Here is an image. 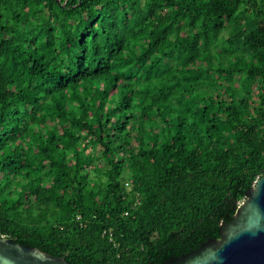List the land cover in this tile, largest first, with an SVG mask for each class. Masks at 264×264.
Instances as JSON below:
<instances>
[{"label":"trees","instance_id":"1","mask_svg":"<svg viewBox=\"0 0 264 264\" xmlns=\"http://www.w3.org/2000/svg\"><path fill=\"white\" fill-rule=\"evenodd\" d=\"M263 174L264 0H0V236L163 264Z\"/></svg>","mask_w":264,"mask_h":264},{"label":"water","instance_id":"2","mask_svg":"<svg viewBox=\"0 0 264 264\" xmlns=\"http://www.w3.org/2000/svg\"><path fill=\"white\" fill-rule=\"evenodd\" d=\"M0 264L70 263L63 256L0 236ZM163 264H264V174L248 188L218 239H209L196 250L170 257Z\"/></svg>","mask_w":264,"mask_h":264},{"label":"built area","instance_id":"3","mask_svg":"<svg viewBox=\"0 0 264 264\" xmlns=\"http://www.w3.org/2000/svg\"><path fill=\"white\" fill-rule=\"evenodd\" d=\"M125 184H126V185H129V184H130V181H129V180H128V181H126V182H125Z\"/></svg>","mask_w":264,"mask_h":264}]
</instances>
